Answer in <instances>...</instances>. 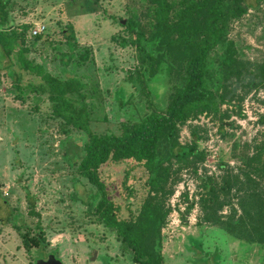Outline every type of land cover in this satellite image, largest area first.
<instances>
[{"label":"rangeland","instance_id":"obj_1","mask_svg":"<svg viewBox=\"0 0 264 264\" xmlns=\"http://www.w3.org/2000/svg\"><path fill=\"white\" fill-rule=\"evenodd\" d=\"M5 1L9 20L4 29L14 35L24 26L28 30L24 41L0 45V264H36L52 255L63 264H133L131 250L95 214L96 189L77 172L87 135L54 115L47 86L22 68L19 53L24 49L30 62L53 77L83 82L93 133L120 136L123 124L141 122L151 104L164 110L172 85L178 83L164 70L151 78L143 66L145 54L153 53L148 41L153 6L148 0ZM169 1L176 14L192 0ZM245 3L250 10L240 18H235L233 3L224 5L229 14L227 34L207 63L206 86L216 94L221 91L220 62L229 42L241 59H264V0ZM128 20L145 31L142 41L125 27ZM34 24L48 27L38 40L28 37ZM70 26L78 40L74 50L64 36ZM122 39L132 43L122 46ZM86 50L88 57L82 60ZM239 96L218 101L215 109L180 129L183 145L191 142L194 129L198 131V149L205 160L173 164L165 192L159 194L167 212L164 264H264V245L200 224L207 185L225 198V219L235 211L236 217L242 214L243 193L264 194V92ZM100 177L120 219L136 217L148 196H155L149 172L134 160L109 161L101 167ZM32 203L40 218L31 213ZM39 224L47 245L27 252L21 234L38 235Z\"/></svg>","mask_w":264,"mask_h":264},{"label":"trees","instance_id":"obj_2","mask_svg":"<svg viewBox=\"0 0 264 264\" xmlns=\"http://www.w3.org/2000/svg\"><path fill=\"white\" fill-rule=\"evenodd\" d=\"M153 6L152 24L148 41L153 53H146L143 66L149 76L154 78L164 70L170 76L178 78L172 85L168 96V105L159 110L150 105V113L139 123H124L120 136L113 133L97 135L91 129L89 108L84 94L85 84L75 77L59 79L47 73L42 66L35 65L25 57V50L19 53L22 68L40 78L47 86L48 99L54 115L64 125L87 135L85 154L77 172L86 179L96 191L94 204L102 223L117 233L121 242L132 252L133 264H164L162 254V230L167 219L163 203L159 200L161 191L165 192L170 169L173 164H203L205 155L199 151L201 140L197 130L192 131V140L188 144L179 141L180 129L189 120L216 108L218 101L231 102L240 99L239 92L248 94L252 90L264 92V59L253 62L238 57L235 45L227 44L225 56L220 62L222 85L219 94L206 86L207 63L210 54L221 45L227 34L229 14L224 5L233 3L235 18H240L250 9L245 0H192L185 2L175 14V6L169 0H148ZM7 3L0 0V45L14 46L19 40H25L24 26L21 34L14 35L4 27L8 23ZM125 27L135 35V40L145 37V31L135 20H128ZM30 30V29H29ZM69 47H78V40L70 26L65 29ZM29 37V36H28ZM42 36L29 37L38 40ZM117 40V38H113ZM127 39L120 40L125 46ZM88 51L81 54L82 60ZM68 63V62H67ZM64 64L66 74L68 65ZM165 66V68H163ZM138 77L146 90L142 72ZM150 97V91H145ZM264 119V117H263ZM134 160L142 164L149 172L151 194L143 203L134 218L120 219L118 207L109 197L106 185L101 180L100 169L109 161L121 162ZM208 198L201 205L202 225L218 227L236 239L264 245V194L245 192L240 197L242 214L225 219L222 215L227 205L225 198L213 185L205 186ZM31 213L38 218L34 204ZM39 234L31 236L30 231L21 234L23 247L27 252L34 248L45 247L44 230L38 225Z\"/></svg>","mask_w":264,"mask_h":264},{"label":"built area","instance_id":"obj_3","mask_svg":"<svg viewBox=\"0 0 264 264\" xmlns=\"http://www.w3.org/2000/svg\"><path fill=\"white\" fill-rule=\"evenodd\" d=\"M47 29L46 25L34 24L29 30V37L43 36L47 32Z\"/></svg>","mask_w":264,"mask_h":264},{"label":"water","instance_id":"obj_4","mask_svg":"<svg viewBox=\"0 0 264 264\" xmlns=\"http://www.w3.org/2000/svg\"><path fill=\"white\" fill-rule=\"evenodd\" d=\"M36 264H63V262L55 256H49L46 260L36 262Z\"/></svg>","mask_w":264,"mask_h":264}]
</instances>
